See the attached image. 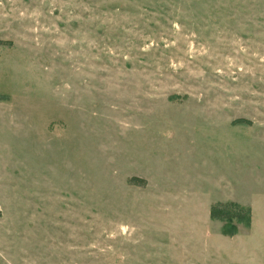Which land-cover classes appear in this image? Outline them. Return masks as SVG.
I'll list each match as a JSON object with an SVG mask.
<instances>
[{
  "label": "rangeland",
  "instance_id": "1",
  "mask_svg": "<svg viewBox=\"0 0 264 264\" xmlns=\"http://www.w3.org/2000/svg\"><path fill=\"white\" fill-rule=\"evenodd\" d=\"M0 264H264V0H0Z\"/></svg>",
  "mask_w": 264,
  "mask_h": 264
},
{
  "label": "trees",
  "instance_id": "2",
  "mask_svg": "<svg viewBox=\"0 0 264 264\" xmlns=\"http://www.w3.org/2000/svg\"><path fill=\"white\" fill-rule=\"evenodd\" d=\"M237 122H245V123H248L250 124V120H245V119H238L236 120L235 123ZM217 206H220V207H223V209H221L222 211H219ZM232 204L229 203V202H225V203H218L217 204H212L211 205V211H210V216L211 218H214V219H218V220H222L224 221V223H227L226 221L229 220L230 218H239L245 222H249V216L248 214H246L245 211H242L241 212H237V213H233V212H229L226 208H232L231 207ZM226 209V210H225ZM223 229L225 228V224L222 225ZM226 229V228H225ZM226 233H229L227 231H225Z\"/></svg>",
  "mask_w": 264,
  "mask_h": 264
}]
</instances>
